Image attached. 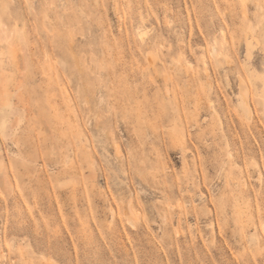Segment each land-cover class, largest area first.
<instances>
[{
    "label": "rangeland",
    "instance_id": "1",
    "mask_svg": "<svg viewBox=\"0 0 264 264\" xmlns=\"http://www.w3.org/2000/svg\"><path fill=\"white\" fill-rule=\"evenodd\" d=\"M0 36V264H264V0H0Z\"/></svg>",
    "mask_w": 264,
    "mask_h": 264
},
{
    "label": "bare ground",
    "instance_id": "2",
    "mask_svg": "<svg viewBox=\"0 0 264 264\" xmlns=\"http://www.w3.org/2000/svg\"><path fill=\"white\" fill-rule=\"evenodd\" d=\"M6 33V32H5ZM12 34V33H11ZM1 38H0V40L2 39V36H0ZM12 37V36H11ZM6 39H8V40H6ZM12 39V38H11ZM3 40H4V37H3ZM2 40V41H3ZM5 40H6V44L8 45V43H10V42H12L11 40H9V38L7 37L6 38V36H5ZM8 41V42H7ZM4 44V43H3ZM5 44V45H6ZM10 45H12L11 43H10ZM7 48H9V47H7ZM253 48V44H252V42L251 41H248L247 42V58H251V55H252V49ZM214 55H216L217 56V50L216 49H214ZM218 62H220V60H218ZM242 87H244V86H242ZM248 88V87H247ZM245 89V88H244ZM241 96H243V98H244V100H245V104L247 105V91L246 90H242V93H241ZM249 99V98H248ZM243 100V99H242ZM244 104V105H245ZM247 107V106H246Z\"/></svg>",
    "mask_w": 264,
    "mask_h": 264
}]
</instances>
